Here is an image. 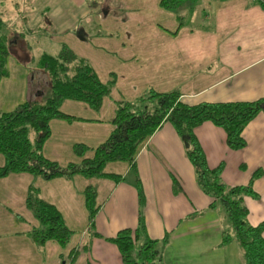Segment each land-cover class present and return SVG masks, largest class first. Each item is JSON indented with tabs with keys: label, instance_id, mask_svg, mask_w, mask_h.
I'll list each match as a JSON object with an SVG mask.
<instances>
[{
	"label": "crops",
	"instance_id": "0c3cea01",
	"mask_svg": "<svg viewBox=\"0 0 264 264\" xmlns=\"http://www.w3.org/2000/svg\"><path fill=\"white\" fill-rule=\"evenodd\" d=\"M21 1L14 0L17 7ZM161 1L38 0L42 9L46 6L42 12L64 29L54 38L57 53L44 51L40 59L44 54L57 56L67 46L91 63L103 83L116 77L99 111L82 102L63 103L62 112L77 119L50 123L51 137L43 150L47 159L66 166L93 158L95 149L114 131L118 104L135 103L150 89L179 90L188 106L264 100V7L249 0H183L178 9L169 11ZM34 13L28 12L31 17ZM7 21L6 15L0 16V45L10 48L8 74L0 82V113L13 112L28 100L30 83L40 81L41 71L27 54L35 47H47L38 36L36 43L24 39L31 34H22L18 22L10 30ZM34 26L26 29L32 31ZM41 76L46 78L42 72ZM195 134L208 166L224 165L226 185L246 187L255 173L262 172L253 185L260 198L246 197L245 204L249 224H264V112L246 127L247 146L240 151L231 150L225 131L210 122ZM76 145L88 149L84 157L76 155ZM135 162L136 173L130 163L107 164L105 173L121 176V182L81 175L47 181L26 173L0 179V264H123L109 240L122 230H137L141 214L146 236L156 241L169 236V243L160 247L165 264H245L236 240L221 245L224 233L212 225L200 229L201 220L222 208H210L214 199L198 186L185 144L170 123L141 146ZM4 163L0 154V167ZM32 187L56 206L74 232L67 247L53 241L38 246L30 237L40 227L26 206ZM88 187L98 192L94 230L86 205ZM76 250L79 254L72 259Z\"/></svg>",
	"mask_w": 264,
	"mask_h": 264
},
{
	"label": "trees",
	"instance_id": "16d2710c",
	"mask_svg": "<svg viewBox=\"0 0 264 264\" xmlns=\"http://www.w3.org/2000/svg\"><path fill=\"white\" fill-rule=\"evenodd\" d=\"M183 0H162L163 9L174 11ZM176 34V33H175ZM10 48L0 45V82L7 76L6 60ZM39 70L46 75L44 87L33 80L30 83L28 100L15 111L0 113V154L5 163L0 167V179L13 174H31L50 181L56 178L72 179L81 175L87 179H111L123 181L121 176L106 174L107 164L126 162L136 173V156L141 146L165 123H170L182 138L186 154L195 168L200 189L214 199L211 209L221 207L232 224L234 235L223 234L221 245L236 240L243 251L245 264H264V224L253 227L248 222L249 210L245 198L259 199L253 190L254 182L262 172L254 174L246 187H230L223 181L224 165L211 169L195 131L210 122L226 133L228 147L234 151L246 148L243 137L246 127L264 112V100L248 103H203L188 106L181 101L179 90L158 93L153 89L146 92L137 102H121L114 118V131L109 139L95 149L91 159L80 164L62 166L44 156V146L51 137L50 123L53 120L73 122L77 118L62 112L67 100L87 104L95 111L102 108L104 100L110 96L116 84L103 83L89 61L79 57L73 50L63 46L57 56L44 54L39 61ZM43 83V82H42ZM35 134L34 139L30 137ZM76 155L84 157L88 149L76 145ZM141 203L144 202L141 182L136 181ZM176 190H179L176 186ZM86 205L90 213V230H94L98 213V192L88 187L85 192ZM27 208L38 220L40 227L30 233L38 246L56 242L67 247L74 232L68 228L56 206L43 200L35 188H30L26 199ZM145 224L141 214L137 230L126 229L109 241L117 246L123 264H165L160 247L169 243V236L162 241L150 239L145 234ZM79 251L72 253L75 259Z\"/></svg>",
	"mask_w": 264,
	"mask_h": 264
},
{
	"label": "rangeland",
	"instance_id": "374dc122",
	"mask_svg": "<svg viewBox=\"0 0 264 264\" xmlns=\"http://www.w3.org/2000/svg\"><path fill=\"white\" fill-rule=\"evenodd\" d=\"M40 1H42L43 3L46 2V0H40ZM97 2L99 4H102L101 0H97ZM16 3L17 2H14V0H0V16L1 15L7 16L8 21L6 23V26L10 27V30L14 29L18 22L22 34L24 35H28V33L31 34L30 36L24 39L30 38L31 41H35L36 43L37 42L36 36H38L46 41L45 42L47 43L46 48L35 47L31 50V52H28L27 54V60L33 65V67L39 69L40 56L44 51L48 53H57L56 49H58V46L55 45L56 43L54 41V38L59 33L63 32L64 29L59 24H53V22H51L50 20V15L42 12L46 6L43 5V9H42L41 5L40 6L37 5L38 0H22L21 3L19 4L20 7H17ZM30 10H36V13L32 14V17L28 14ZM45 20H47V22H49L50 25H48L47 22L44 23ZM32 23H35V26L33 27L32 31L26 29ZM10 39H14V37L13 38L10 37ZM7 46H9V44H7ZM22 47L25 51L24 46ZM17 51L19 52L21 50H17ZM38 75L40 77L39 82L42 84V87H44L45 81L43 80H45L46 78H43L41 76V72ZM34 136L35 134L31 132L30 137L32 140ZM211 225L214 226L215 229L220 231L221 235L223 233L230 234L232 236L234 235L232 224L229 221L224 209L219 210L216 213H211L209 217L200 221L199 226L200 229L208 230ZM222 253L226 255V249H224Z\"/></svg>",
	"mask_w": 264,
	"mask_h": 264
},
{
	"label": "built area",
	"instance_id": "2783aa9c",
	"mask_svg": "<svg viewBox=\"0 0 264 264\" xmlns=\"http://www.w3.org/2000/svg\"><path fill=\"white\" fill-rule=\"evenodd\" d=\"M249 1L264 7V0H249Z\"/></svg>",
	"mask_w": 264,
	"mask_h": 264
}]
</instances>
